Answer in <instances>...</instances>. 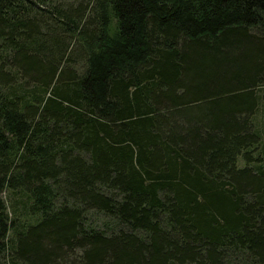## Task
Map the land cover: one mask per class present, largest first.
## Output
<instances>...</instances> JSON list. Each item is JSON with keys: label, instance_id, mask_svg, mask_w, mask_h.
I'll return each instance as SVG.
<instances>
[{"label": "trees", "instance_id": "16d2710c", "mask_svg": "<svg viewBox=\"0 0 264 264\" xmlns=\"http://www.w3.org/2000/svg\"><path fill=\"white\" fill-rule=\"evenodd\" d=\"M0 264H264V0H0Z\"/></svg>", "mask_w": 264, "mask_h": 264}]
</instances>
